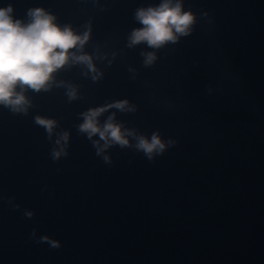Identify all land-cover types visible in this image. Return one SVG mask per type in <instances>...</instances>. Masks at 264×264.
<instances>
[{
  "label": "water",
  "instance_id": "95a60500",
  "mask_svg": "<svg viewBox=\"0 0 264 264\" xmlns=\"http://www.w3.org/2000/svg\"><path fill=\"white\" fill-rule=\"evenodd\" d=\"M160 2L0 0L25 23L43 8L90 28L85 51L102 73L58 72L78 89L71 102L53 87L25 93L26 115L0 106V264H264V0H183L191 34L146 67L153 49L127 38L136 9ZM123 99L136 111L117 121L170 141L162 155L114 146L105 163L77 131L81 112ZM36 116L70 132L67 156L52 159L56 135Z\"/></svg>",
  "mask_w": 264,
  "mask_h": 264
},
{
  "label": "clouds",
  "instance_id": "9594fccd",
  "mask_svg": "<svg viewBox=\"0 0 264 264\" xmlns=\"http://www.w3.org/2000/svg\"><path fill=\"white\" fill-rule=\"evenodd\" d=\"M12 13L11 5L0 7V106L14 114L26 115L32 102L25 93L48 92L53 87H64L70 102L78 99L75 85L56 79L58 72L72 66H84L88 70L85 75L90 73L93 81L102 76L93 55L85 51L90 40V28L77 33L70 25L57 24L56 17L43 8L29 9L26 23L15 19ZM134 20L141 27L129 33L126 46L133 49L144 44L153 49L141 52L143 64L147 67L157 60V50L168 44H176L181 37L191 34L196 16L184 10L183 0H161L156 6L136 9ZM112 109L116 111H112L102 122L100 118ZM117 111L133 113L136 106L123 99L89 108L79 114L82 122L77 125V131L92 143L96 154L103 156L105 163L111 161L104 153L114 146L134 148L149 160L165 152L170 141L162 140L157 132L147 137L135 129L127 128L117 121ZM34 122L45 130L50 140L56 135L52 159L56 161L67 156L70 132L55 133L58 127L55 119L36 116ZM26 215L30 218L32 213ZM41 242L59 247L57 241L47 236L41 237Z\"/></svg>",
  "mask_w": 264,
  "mask_h": 264
}]
</instances>
